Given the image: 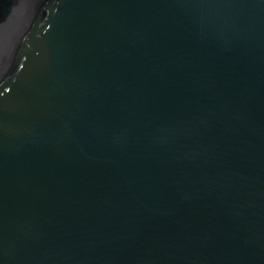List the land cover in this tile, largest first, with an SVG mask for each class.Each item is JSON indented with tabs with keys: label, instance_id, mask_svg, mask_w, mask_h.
I'll return each mask as SVG.
<instances>
[{
	"label": "water",
	"instance_id": "obj_1",
	"mask_svg": "<svg viewBox=\"0 0 264 264\" xmlns=\"http://www.w3.org/2000/svg\"><path fill=\"white\" fill-rule=\"evenodd\" d=\"M2 37L0 264H264V0H0Z\"/></svg>",
	"mask_w": 264,
	"mask_h": 264
},
{
	"label": "bare ground",
	"instance_id": "obj_2",
	"mask_svg": "<svg viewBox=\"0 0 264 264\" xmlns=\"http://www.w3.org/2000/svg\"><path fill=\"white\" fill-rule=\"evenodd\" d=\"M6 42H7V39L5 37L0 38V45H2L3 47H6L5 46L6 45ZM15 42H13V44H15Z\"/></svg>",
	"mask_w": 264,
	"mask_h": 264
}]
</instances>
